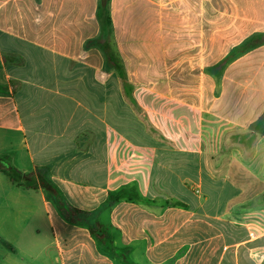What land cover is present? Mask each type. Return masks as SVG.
Returning <instances> with one entry per match:
<instances>
[{
  "label": "crops",
  "instance_id": "crops-1",
  "mask_svg": "<svg viewBox=\"0 0 264 264\" xmlns=\"http://www.w3.org/2000/svg\"><path fill=\"white\" fill-rule=\"evenodd\" d=\"M101 1L0 0V236L11 244L0 242V264H264V210L252 214L243 200L263 185L233 181L225 164L228 144L257 130L251 164L264 165V43L226 70L187 71L264 32V0H201L191 18L178 17L176 63L192 84L176 88L174 102L163 95L155 120L154 91L135 86L120 50L143 47L145 58L150 36L136 39V16L150 11L136 4L150 0H106L108 29ZM115 13L133 38H120ZM7 166L39 169L91 214L69 221L44 186L11 181ZM210 173L235 186L226 201L200 196ZM121 190L137 196L109 203ZM94 221L111 248L90 231Z\"/></svg>",
  "mask_w": 264,
  "mask_h": 264
},
{
  "label": "rangeland",
  "instance_id": "rangeland-1",
  "mask_svg": "<svg viewBox=\"0 0 264 264\" xmlns=\"http://www.w3.org/2000/svg\"><path fill=\"white\" fill-rule=\"evenodd\" d=\"M200 3V4H199ZM201 6V0H150L149 2L146 1L145 3L143 1H139L136 4V10L137 13H139L140 10L146 8L147 11H150L149 14L145 16H136L137 17V26H140L141 28H137V36L136 39H143L146 38L149 35L150 37V46L146 47L145 50V58H143V47H135L136 50L134 55L131 50V48H128L126 46H123L120 48L121 54L124 57V70L127 72H131L132 74V81H135V86L142 85V86H149L153 91L152 96V103H153V118L154 120L157 118L159 105L161 103L165 102V99H162L163 95L168 96V101L174 102L175 98V89L184 85V86H191L192 82L190 80H186L182 78V71L185 70V68H182L179 66L180 64L176 63V55H177V47H176V30L175 25L177 22L178 17H185L191 18V10L194 7ZM114 17L116 20L120 19L125 24L124 30H121L120 32V38L126 39L128 38V34H130V38H133V35L131 36L132 32H128L126 29V23H127V16L123 13L117 14L115 13ZM143 20L147 23H151L152 30L147 31L146 33L144 29L142 30ZM163 24V30H161ZM161 38L163 40H166L167 47L161 46L159 43ZM147 39V38H146ZM148 40V39H147ZM189 55H192L193 50L191 48H188ZM198 48H195L197 50ZM218 50V48H215ZM197 52V51H195ZM219 53V52H218ZM138 54V56H137ZM136 56V57H135ZM141 56V57H139ZM213 55H210V57ZM122 57V58H123ZM167 59V63H166ZM232 61V60H231ZM230 62L224 64L221 66L219 63L207 61L208 63H205L203 61H193L189 64L187 71L191 72L192 70L194 72H198L200 70L206 69V64H208L209 67L207 69L215 71H223L226 70L227 66H230ZM134 73V74H133ZM168 73V76H167ZM166 76L168 78H166ZM194 83V82H193ZM197 85V84H196ZM171 90V94H166L164 92L165 90ZM173 107V106H172ZM171 107V108H172ZM170 113V112H169ZM174 114V111L171 112ZM264 120V116L262 118ZM262 129H264V123L262 125ZM257 131V130H256ZM254 133L253 137H247L246 141L243 143L239 142H232L231 144H228L226 148V159L225 164L230 163L233 170V181L236 182H245L247 184H250L253 182V184L258 183V185H261L262 187H259L258 190H252L247 191V195L243 196V200L246 203L249 210H251L252 214H255L256 210H264V165L263 167H259L257 169H254L251 162L253 153L252 150L255 151L257 142H254L256 140V136L261 133L260 131ZM264 133V132H263ZM252 135V132H251ZM260 146L263 144L262 142L259 143ZM215 148H216V144ZM264 146V145H262ZM215 148L213 147V151H215ZM252 153V154H251ZM204 155V154H203ZM218 154H214V160L216 162ZM241 156L242 159L239 157ZM223 159V158H222ZM218 160V162L222 161ZM223 163V162H222ZM243 164V169H240V164ZM247 163V164H246ZM223 168V167H222ZM222 168L218 171H222ZM253 168V169H252ZM251 174H240V170L242 171H250ZM211 174V173H210ZM205 174V181H204V188L201 189V197L204 193L211 196L212 201L216 199V196L219 194L221 196V199L226 201L228 199L232 192L235 189V186L231 184V180L229 177L225 175H213V174ZM211 178H215V180H210ZM221 189V191H218V189ZM196 193L197 192L195 190ZM241 198V197H240ZM238 197V200L240 199ZM228 201V200H227ZM239 204V202H238ZM239 207V205H238ZM234 209H238L235 208ZM234 212V210H233ZM264 213V211H263ZM234 214V213H233ZM44 232L41 235L40 242L41 247H44L47 244H44L48 242V232L46 229L43 230ZM46 231V232H45ZM264 256V255H263ZM38 257V256H33ZM24 264H32L31 262H28L25 258Z\"/></svg>",
  "mask_w": 264,
  "mask_h": 264
},
{
  "label": "trees",
  "instance_id": "trees-1",
  "mask_svg": "<svg viewBox=\"0 0 264 264\" xmlns=\"http://www.w3.org/2000/svg\"><path fill=\"white\" fill-rule=\"evenodd\" d=\"M98 17L101 19L103 25L106 29L109 28L111 24V17L106 8V0H102L98 10ZM264 43V32L255 33L244 41H242L238 46L233 47V49L219 62L221 66L235 59L237 56L245 53L249 49ZM264 132V130H263ZM5 169L11 181L24 186L26 188H38L40 185L44 186L47 191V196L53 200L57 208L61 213L69 219V221L76 223L79 222V215H90L91 212L82 210L70 204L64 195L59 191V189L46 178L41 175L39 169L33 170L31 172H24L19 168L14 166H7ZM132 193V194H131ZM137 196L135 190H121L115 195L109 196V203L114 202L123 197L134 198ZM90 231L97 234L100 239L105 243L107 248H111V243L106 239V229L103 224L98 221L89 223ZM0 242L4 245L11 247V244L0 236Z\"/></svg>",
  "mask_w": 264,
  "mask_h": 264
},
{
  "label": "built area",
  "instance_id": "built-area-1",
  "mask_svg": "<svg viewBox=\"0 0 264 264\" xmlns=\"http://www.w3.org/2000/svg\"><path fill=\"white\" fill-rule=\"evenodd\" d=\"M197 192H199V190H198V188L197 189H195Z\"/></svg>",
  "mask_w": 264,
  "mask_h": 264
}]
</instances>
